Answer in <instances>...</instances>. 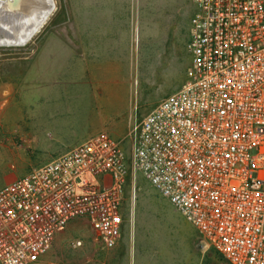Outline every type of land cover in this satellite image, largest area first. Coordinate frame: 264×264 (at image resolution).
<instances>
[{
  "label": "built area",
  "instance_id": "1",
  "mask_svg": "<svg viewBox=\"0 0 264 264\" xmlns=\"http://www.w3.org/2000/svg\"><path fill=\"white\" fill-rule=\"evenodd\" d=\"M191 2L190 64L129 157L99 131L0 187V264L38 261L76 217L115 246L136 173L229 264H264V0Z\"/></svg>",
  "mask_w": 264,
  "mask_h": 264
},
{
  "label": "rangeland",
  "instance_id": "2",
  "mask_svg": "<svg viewBox=\"0 0 264 264\" xmlns=\"http://www.w3.org/2000/svg\"><path fill=\"white\" fill-rule=\"evenodd\" d=\"M126 1L53 0L29 42L0 44V187L56 154L58 144L48 137L53 125L76 124L84 139L106 131L129 157L133 122L179 88L190 64L191 0H137L132 45L124 24L121 45L105 46L104 7L125 8ZM19 23L16 11H0V32L16 33ZM121 216L112 248L76 217L32 264H229L140 173L126 185ZM76 240L81 244L74 246Z\"/></svg>",
  "mask_w": 264,
  "mask_h": 264
},
{
  "label": "crops",
  "instance_id": "3",
  "mask_svg": "<svg viewBox=\"0 0 264 264\" xmlns=\"http://www.w3.org/2000/svg\"><path fill=\"white\" fill-rule=\"evenodd\" d=\"M129 1L128 0L126 1L127 6L125 8L116 5L109 8H107V6L104 7L103 19H102V25H103L102 36L105 46L115 48V46L121 45V43L118 44L116 41L117 39L120 40L122 38V30H123L122 28L124 24L126 28H128V34H127L128 44H131V42L129 43V41H131V36H132L131 30H133V24L135 22L137 0H129ZM113 3L114 0L112 4ZM87 17H88L87 20L89 22V20H91L90 19L91 17L90 15H88ZM96 24L98 23L96 22ZM88 42L90 41L88 40ZM72 53L73 55L76 54V57L79 56L78 36L76 39L75 38L72 39ZM117 53L118 52L115 53L113 49L112 54L117 55ZM72 126L73 124L69 122H67V124L65 123L60 124V126L58 125L52 126V130L48 134V137H50L49 141L53 144H58V145L55 147V150H53V152H55L56 154L51 156V158L69 150L74 145L85 140L84 138L88 134H83L82 129L78 130V126H76V124L74 125L73 130H72Z\"/></svg>",
  "mask_w": 264,
  "mask_h": 264
},
{
  "label": "water",
  "instance_id": "4",
  "mask_svg": "<svg viewBox=\"0 0 264 264\" xmlns=\"http://www.w3.org/2000/svg\"><path fill=\"white\" fill-rule=\"evenodd\" d=\"M0 8L17 12L20 25H16V33L5 28L1 31L14 36L15 45L20 46L29 42L47 22L52 13V0H0Z\"/></svg>",
  "mask_w": 264,
  "mask_h": 264
},
{
  "label": "bare ground",
  "instance_id": "5",
  "mask_svg": "<svg viewBox=\"0 0 264 264\" xmlns=\"http://www.w3.org/2000/svg\"><path fill=\"white\" fill-rule=\"evenodd\" d=\"M54 3H53V0H52V10H54ZM11 11H15L14 9H11L9 8ZM5 10V9H3ZM1 8H0V11H3ZM17 13V12H16ZM18 15V14H17ZM19 18V17H18ZM25 19V18H24ZM2 30V29H1ZM9 37H6L7 35ZM15 41V38L14 36L10 35V33H4V32H0V44H4V45H15L14 43Z\"/></svg>",
  "mask_w": 264,
  "mask_h": 264
}]
</instances>
